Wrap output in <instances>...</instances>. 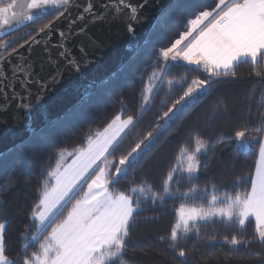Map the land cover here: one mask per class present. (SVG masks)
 Listing matches in <instances>:
<instances>
[{
    "label": "snow or ice",
    "instance_id": "obj_1",
    "mask_svg": "<svg viewBox=\"0 0 264 264\" xmlns=\"http://www.w3.org/2000/svg\"><path fill=\"white\" fill-rule=\"evenodd\" d=\"M146 4L147 0H140L139 3H133V0H105L97 10L96 4L90 0H85L83 5L74 4L73 0H0V30L12 28L13 25L17 29L28 26L42 19L50 7L58 13L57 21L61 18L68 21L64 28L56 29L54 21L50 20L36 31V36H32L31 31L23 34L20 38L27 45L28 55L16 48L8 52L11 45L18 42L16 37L0 45L3 49L0 52V81H6L0 86V95L5 101H24L26 97L30 101L32 86H36L40 90L36 94L39 99L47 87L63 78L64 70L78 72L83 64L89 62L83 44L78 46L83 59L72 52L69 41L73 37L87 36L90 24L103 22L108 17L113 20L123 18L127 30L135 37L134 23L142 22L140 12ZM72 9H78L75 16ZM193 15L195 18L186 22L187 30L171 46L155 53L162 63L154 65L158 72H152L143 89L138 115L123 118L126 109H122L121 114L116 115L103 132L97 133L94 140H89L88 147L77 157L80 162L75 168L70 172L49 173L50 177L55 176L56 183L51 189L45 185L44 191L38 192V199L28 213V224L20 233L21 247L15 256L7 254L9 222L0 220V264H127L126 248L131 239L133 223L138 214L145 210L141 206L143 203L150 202L154 207L158 203L162 205L167 199L189 201L207 193V188L200 190L194 183L199 179L201 168L198 156L207 151V145L198 134L195 154L181 150L178 163L168 171L160 190H153L152 185L142 183L130 188L127 194L112 191L120 183L121 177H126L151 151L170 127V122L179 119L180 114L210 92L214 84L228 77L236 78L235 69L240 64L250 62L254 69L251 75L264 85V71L256 70L264 64V0H214L210 9H198ZM54 31L59 39L53 43L51 37ZM88 39L91 40V37ZM92 43L96 44L94 40ZM37 45L42 46L44 53L39 58L43 61L41 71L46 64L53 68L46 80H41L35 72L36 61L31 59L32 50ZM53 49H59L55 56ZM13 57L15 63L12 62ZM61 60L64 61L63 66H60ZM180 61L186 62L184 67L192 66L191 71L204 74L205 78L193 79L183 95L158 116L153 129L116 158L114 153L124 138L135 128L143 114L151 110L156 90L164 83L171 89L173 81L166 79L167 69L172 62H177L172 66H179ZM16 84L20 86L18 90ZM8 88H12L10 95L6 91ZM258 103L264 107V95H261ZM21 107L31 111L30 103H22ZM229 139L235 143L236 151L244 154H251L253 145H258L255 173L240 182L242 187L249 185L243 194L238 192L234 197L228 192L220 194L213 185L208 208L185 209L181 205L167 238L160 237L162 241L167 240L174 258L179 259L180 264H185L188 255L180 241L200 238L201 223H215V218L235 223L240 230L250 218H254L255 238L264 245V111L260 112L258 120L246 122ZM182 179L191 184L184 192L180 191ZM62 216L64 218L61 220ZM225 243L236 248L251 241L234 235L230 239L226 237ZM34 245V250L29 251Z\"/></svg>",
    "mask_w": 264,
    "mask_h": 264
},
{
    "label": "trees",
    "instance_id": "obj_2",
    "mask_svg": "<svg viewBox=\"0 0 264 264\" xmlns=\"http://www.w3.org/2000/svg\"><path fill=\"white\" fill-rule=\"evenodd\" d=\"M213 4L214 0H177L157 21L147 38L148 43L103 86L84 98L63 118L0 157V220L9 222L6 232L9 256H15L21 247L19 236L28 224V213L38 199V192L44 191L45 185L49 189L53 186L55 176L50 177L49 173H57L61 168L60 153L67 152L69 157H73L86 149L89 140L103 131L116 115L121 114L122 109H126L123 118L137 116L143 89L152 72H158L154 65L162 63L155 53L171 46L187 30L186 22L195 18L194 12L201 8L210 9ZM51 18L45 17L6 39L16 37L18 42L12 45L18 47L24 43L20 38L23 34L31 31L33 36ZM173 64L176 63L169 64L166 74V79L173 81L171 89L164 83L156 90L151 110L143 114L124 138L114 153L116 158L153 129L158 116L183 95L193 79L205 78L204 74L191 71L192 66ZM256 70L264 71V64ZM253 71L250 62L242 63L235 69L236 78L228 77L214 84L212 90L181 113L179 119L170 122V127L151 151L112 189L114 193L122 191L127 194L130 188L146 183L158 191L168 171L178 163L181 150L195 154L197 134L207 145L206 153L198 156L201 168L199 179L194 181L200 190L207 188V193L189 201L167 199L162 205L158 203L154 207L150 202L143 203L141 206L145 210L133 223L126 248L127 264H180L167 240L162 241L160 237L167 238L181 205L208 208L213 185L220 194L228 192L233 197L238 192L243 194L249 187L240 186V182L255 173L258 145H253L251 154H244L236 151V145L229 137L235 130L243 128L246 122L258 120L260 112L264 111L258 103L264 95V85L251 75ZM190 187L186 179L181 180V192ZM82 195L83 192L80 193ZM215 220V223H201L200 238L180 241V245L188 251L185 264H264V245L255 238L252 220L246 222L243 230L235 223L230 224L220 218ZM234 235L251 243L233 248L225 243V238L230 239ZM34 248L35 245L29 251Z\"/></svg>",
    "mask_w": 264,
    "mask_h": 264
},
{
    "label": "water",
    "instance_id": "obj_3",
    "mask_svg": "<svg viewBox=\"0 0 264 264\" xmlns=\"http://www.w3.org/2000/svg\"><path fill=\"white\" fill-rule=\"evenodd\" d=\"M176 1L147 0V4L140 12L142 22L134 23L135 37L127 30L126 22L123 18L113 20L108 17L103 22L90 24L87 28V36H75L69 41V47L72 52L77 58L81 59L83 57L78 51V46L83 44L87 49L89 62L83 64L78 72L71 69L64 70L63 78L47 87V90L41 94L39 99L36 98V94L40 90L36 86H32V98L30 101L27 97L24 101L19 99L5 101L4 97L0 95V157L29 140L50 124L63 118L84 98L103 86L137 54L145 44V40H147L157 21ZM90 2L95 3L97 10H100V5L105 3V0H90ZM139 2L140 0H133V3ZM73 3L83 5L85 0H73ZM61 10L64 11V9ZM77 10L72 9L73 16H75ZM57 15L56 10L50 7L43 14V18L55 16L51 20L54 21V28H64L68 23L67 19L61 18L57 21ZM144 17L147 19L144 20ZM39 20L41 19L37 21ZM25 23L28 25V22ZM80 26L82 25H77V27ZM25 27L27 26H20L17 29L13 25L12 28L6 27L0 30V41ZM33 36H36V34ZM88 37H91V40ZM58 39L59 37L54 31L51 41L54 43ZM93 40L96 42L95 45L92 43ZM21 45H24V47H21ZM21 45L16 49L28 55L27 45L24 43ZM1 50L3 49L0 48ZM57 51L59 49L52 50L53 56H55ZM43 56L42 46H34L31 59L36 61L35 72L39 74L41 80H46L52 74L53 68L46 64L44 70L41 71L40 64L43 61L39 58ZM44 58L46 59V57ZM12 62H16L15 57H13ZM63 64L64 61L61 60L60 66H63ZM5 68L7 69V65H5ZM5 82L0 81V86H3ZM15 88L18 90L20 88L19 84H16ZM6 91L10 95L12 88H8ZM22 103H30L31 111L29 112L27 109L22 108Z\"/></svg>",
    "mask_w": 264,
    "mask_h": 264
},
{
    "label": "crops",
    "instance_id": "obj_4",
    "mask_svg": "<svg viewBox=\"0 0 264 264\" xmlns=\"http://www.w3.org/2000/svg\"><path fill=\"white\" fill-rule=\"evenodd\" d=\"M175 63H177V62H175ZM179 63H183V64H185L186 62L180 61ZM101 132H103V131H101ZM101 132H100V133H101ZM95 137H96V136H94L92 139L94 140ZM87 147H88V145H87ZM87 147H86V148H87ZM80 153H81V152H80ZM80 153H78L77 155H75V156H73V157H68V160H67L65 163L62 164L61 168L59 169V171H58L57 173H62V172H64L65 170H68V171L70 172L73 168H75V167L79 164V162H80V161L77 159V157L79 156ZM55 183H56V179H55V177H54V183H53V186L55 185ZM249 220H252V221L254 222V224H255L254 218H250Z\"/></svg>",
    "mask_w": 264,
    "mask_h": 264
},
{
    "label": "rangeland",
    "instance_id": "obj_5",
    "mask_svg": "<svg viewBox=\"0 0 264 264\" xmlns=\"http://www.w3.org/2000/svg\"><path fill=\"white\" fill-rule=\"evenodd\" d=\"M85 150V149H84ZM83 150V151H84ZM82 152V151H81ZM80 153V152H79ZM69 155L67 154V152H61L60 153V158H59V162L60 165H62L63 163H65L68 160ZM75 203V202H74ZM185 209H188V207H184ZM59 223V222H58Z\"/></svg>",
    "mask_w": 264,
    "mask_h": 264
},
{
    "label": "flooded vegetation",
    "instance_id": "obj_6",
    "mask_svg": "<svg viewBox=\"0 0 264 264\" xmlns=\"http://www.w3.org/2000/svg\"><path fill=\"white\" fill-rule=\"evenodd\" d=\"M51 17H53V18H51V20L52 19H54V17L55 16H51ZM35 24V23H34ZM32 25V24H31ZM24 29V28H23ZM13 34V33H12ZM11 35V34H10ZM35 35V34H34ZM11 36H13V35H11ZM6 38H8V37H5V41H0V45H2L4 42H6V41H9V40H11V39H6ZM31 38V37H30ZM29 38V39H30ZM3 40V39H2ZM23 44V43H22ZM20 46V45H19ZM18 46V47H19ZM14 46L13 45H11V47L8 49V52L10 53L11 51H12V48H13ZM14 48H17V47H14ZM3 50H1L0 52H2ZM8 53H4V55H7Z\"/></svg>",
    "mask_w": 264,
    "mask_h": 264
}]
</instances>
